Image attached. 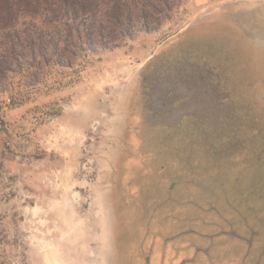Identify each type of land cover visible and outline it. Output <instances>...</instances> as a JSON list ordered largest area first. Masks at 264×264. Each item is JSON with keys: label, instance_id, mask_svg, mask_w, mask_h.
Wrapping results in <instances>:
<instances>
[{"label": "rangeland", "instance_id": "rangeland-1", "mask_svg": "<svg viewBox=\"0 0 264 264\" xmlns=\"http://www.w3.org/2000/svg\"><path fill=\"white\" fill-rule=\"evenodd\" d=\"M49 257L264 264V0H180L121 47L4 82L0 264Z\"/></svg>", "mask_w": 264, "mask_h": 264}, {"label": "trees", "instance_id": "trees-1", "mask_svg": "<svg viewBox=\"0 0 264 264\" xmlns=\"http://www.w3.org/2000/svg\"><path fill=\"white\" fill-rule=\"evenodd\" d=\"M179 2L0 0V89L10 75L20 74L31 85L49 65L72 67L82 55L110 51L141 32H153ZM201 61L211 65L206 57L190 64L194 68Z\"/></svg>", "mask_w": 264, "mask_h": 264}, {"label": "bare ground", "instance_id": "bare-ground-1", "mask_svg": "<svg viewBox=\"0 0 264 264\" xmlns=\"http://www.w3.org/2000/svg\"><path fill=\"white\" fill-rule=\"evenodd\" d=\"M198 72V71H197ZM164 88H166V87H164ZM164 88H162V90L164 89ZM165 90V89H164ZM147 109H149V108H147ZM152 109H154L155 110V108H152ZM152 109H150V110H148L147 111V113H149V114H153V115H155L156 113L155 112H157L156 110H155V112L152 110ZM159 112V111H158ZM157 112V113H158ZM185 113H187L188 114V112H190V109H185V111H184ZM186 114V115H187ZM179 121V120H178ZM178 121L177 122H174V125H169V121H167L166 119H164V120H158L156 123H149V122H147L149 125H151V126H153V125H161V126H167V127H170V128H173V127H176L177 126V123H178ZM48 264H54L53 263V260H51L50 259V257H49V260H48Z\"/></svg>", "mask_w": 264, "mask_h": 264}, {"label": "flooded vegetation", "instance_id": "flooded-vegetation-1", "mask_svg": "<svg viewBox=\"0 0 264 264\" xmlns=\"http://www.w3.org/2000/svg\"><path fill=\"white\" fill-rule=\"evenodd\" d=\"M165 128H169V127H167V126H164Z\"/></svg>", "mask_w": 264, "mask_h": 264}, {"label": "water", "instance_id": "water-1", "mask_svg": "<svg viewBox=\"0 0 264 264\" xmlns=\"http://www.w3.org/2000/svg\"><path fill=\"white\" fill-rule=\"evenodd\" d=\"M149 60V59H148ZM157 110V109H156Z\"/></svg>", "mask_w": 264, "mask_h": 264}]
</instances>
